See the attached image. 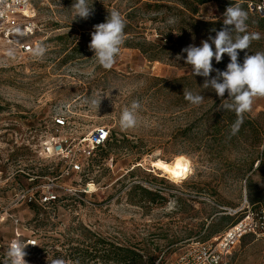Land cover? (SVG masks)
I'll return each instance as SVG.
<instances>
[{
    "label": "rangeland",
    "instance_id": "obj_1",
    "mask_svg": "<svg viewBox=\"0 0 264 264\" xmlns=\"http://www.w3.org/2000/svg\"><path fill=\"white\" fill-rule=\"evenodd\" d=\"M30 1L37 24L31 40L37 42L35 48L43 45L44 54L20 55L11 39L0 38V238L20 233L36 239L34 248L25 249L27 264L55 259L123 264L114 260L115 247L135 248L143 256L141 264H171L184 246L212 238L242 217L243 212L234 210L247 201L264 209V168L256 162L249 170V143L227 148L213 144L208 120L215 100L204 98L193 105L182 99L189 90L185 82H174L192 74L182 49L201 46L208 39L205 33L186 23L184 37L162 60L121 46L112 68L105 69L88 47L93 26L105 22L112 10H128L136 0H88L93 13L87 20L75 19L73 0ZM224 13L211 0L192 17L224 20ZM137 16L140 39H155L180 20L174 10L165 9ZM74 41L82 44L75 53ZM202 85L193 91L206 95ZM133 102L140 105L134 110L136 125L125 129L120 117ZM247 113L264 132V97L255 98ZM59 115L68 120L59 134L73 145L98 127L111 131L113 144L82 157L80 173L68 174L67 163L45 150L58 134L54 118ZM178 155L190 160L191 170L175 180L157 162L170 164ZM54 182L64 187L59 200L19 202L12 208L19 185L48 190ZM136 184L161 191L164 198L145 197L132 190ZM8 208L20 219L18 225L5 213ZM230 263L264 264V232L241 238Z\"/></svg>",
    "mask_w": 264,
    "mask_h": 264
},
{
    "label": "clouds",
    "instance_id": "obj_2",
    "mask_svg": "<svg viewBox=\"0 0 264 264\" xmlns=\"http://www.w3.org/2000/svg\"><path fill=\"white\" fill-rule=\"evenodd\" d=\"M75 19L87 20L93 13L88 0H73L71 6ZM247 12L239 4H231L224 13V27L215 31V36H209L201 42V46L190 44L182 49L186 53L185 63L192 68L193 76L204 77L202 87L213 90L220 98L221 104L217 111H233L237 119L232 125V134L239 131L243 123L244 114L250 112L257 97H264V52L254 55L245 53L243 63L238 62V50H247L252 40L259 39V34H247ZM125 22L121 14L110 11L106 21L93 26L89 49L94 53L100 66L110 69L118 57L124 43ZM237 33L234 37L233 33ZM244 33L243 35H239ZM211 43H210V42ZM215 46V51L212 46ZM45 52L43 45H38L33 54L42 56ZM230 57L226 70L213 68V58L220 63L223 55ZM179 58V57H178ZM215 71L216 75L211 76ZM227 92V99H224ZM184 98L193 105H200L204 96L184 90ZM96 104V101H92ZM138 102H133L131 109H125L120 117L121 126L125 129L135 127L136 116L134 110L139 108ZM28 244L20 240H12L7 249L8 264H27L25 248ZM51 264H66L63 259H55Z\"/></svg>",
    "mask_w": 264,
    "mask_h": 264
},
{
    "label": "built area",
    "instance_id": "obj_3",
    "mask_svg": "<svg viewBox=\"0 0 264 264\" xmlns=\"http://www.w3.org/2000/svg\"><path fill=\"white\" fill-rule=\"evenodd\" d=\"M236 3H245L251 12L264 17V0H230ZM37 31V24L30 0H0V38L11 39L19 49L20 55H27L34 52L36 41H32L33 35ZM55 132L45 150L52 156L67 163L66 172L80 173L83 170V158L95 156L99 148L104 147L111 138V131L106 126L96 128L89 136L79 140L73 145L72 140L67 135H60L62 128L68 125L65 116L59 115L54 118ZM37 176H31L30 180H36ZM19 185V183H17ZM15 188L13 187L12 190ZM64 189L62 185L54 182L46 190L42 185L21 186L15 192L12 200V208L19 202L48 204L59 200V191ZM243 212L235 222L228 225L218 235L207 240L195 241L184 246L171 264H231L230 255L237 243L246 234L264 232V209H256L248 201L239 209ZM5 213L11 217L18 225L20 219L9 213V208ZM20 240L28 244L26 248H34L37 240L28 237L22 238L20 233L15 237L5 240L0 238V264H8L7 249L12 240ZM25 248V249H26ZM26 252V250H25ZM26 260V256H25Z\"/></svg>",
    "mask_w": 264,
    "mask_h": 264
},
{
    "label": "trees",
    "instance_id": "obj_4",
    "mask_svg": "<svg viewBox=\"0 0 264 264\" xmlns=\"http://www.w3.org/2000/svg\"><path fill=\"white\" fill-rule=\"evenodd\" d=\"M211 0H173L172 3L167 2H148L143 0H136V3L131 6L128 10L124 12H119L124 19L125 28H124V47L138 48L149 60H162L166 55H168L173 49L177 47L181 39L185 34L186 23L193 24L198 32H203L208 37L215 36L216 31L221 30L224 27L223 20H211V21H202L197 20L192 17L195 14L199 13L201 5L209 2ZM219 2L221 8L226 11V8L231 4H239L248 15L246 21L247 34L257 33L259 34V39L252 40L249 48L250 51L238 50V62L243 63L245 53L249 55H254L257 52L264 51V17H261L257 13L251 12L248 6L245 3H236L230 0H216ZM165 9L170 12L174 10L176 16H180V20L177 24L170 25L168 30L161 31L160 36L155 39H148V37H143L142 39L138 38L140 35L138 30L140 27V20L138 19V12L146 11H161ZM154 17L152 19H157ZM175 33H178V36L175 37ZM87 33H83L82 36L85 38ZM237 33H233L235 37ZM239 35H242L240 33ZM58 39L64 38V36L57 37ZM82 48L81 42H72L71 50L73 53L80 51ZM230 62V57L227 54L223 55V58L220 63H216L213 58V68L219 69L221 71L226 70L227 64ZM216 72L213 71L211 76H215ZM204 77L189 76L179 77L174 79V82L184 81L185 85L188 87V91H192L196 94V91L193 90L199 89L200 86L204 83ZM200 85V86H197ZM201 89H204L201 87ZM204 92H207L206 95L202 94L204 98L208 100H215V104L210 109L209 117V128H210V139L216 146H221L222 148L237 146L242 143H249L251 151L248 153V162L249 170H251L255 163L258 162V167L264 168V132L262 131L259 124L255 121L249 113H245L243 117V123L239 127V131L233 135L232 134V125L235 123L237 116L233 111H217V108L221 104V98L211 89H204ZM182 93V92H180ZM182 99L184 100V94L182 93ZM224 99H227V92L225 93ZM186 100V99H185ZM110 140L107 141L104 147L99 148V151H103L105 147L111 146L113 142ZM117 140V139H116ZM254 150V151H253ZM133 191L139 190L143 196L148 197L150 195H155L160 199L164 198L161 195V191H151L146 187H142L139 184H136L132 187ZM38 206V204H35ZM116 253L114 260L118 263L123 264H141L143 262L142 254L133 247H115Z\"/></svg>",
    "mask_w": 264,
    "mask_h": 264
},
{
    "label": "bare ground",
    "instance_id": "obj_5",
    "mask_svg": "<svg viewBox=\"0 0 264 264\" xmlns=\"http://www.w3.org/2000/svg\"><path fill=\"white\" fill-rule=\"evenodd\" d=\"M157 165L162 168L169 177L175 180L186 177L191 170L190 160L184 155L176 156L174 161L170 164L157 162Z\"/></svg>",
    "mask_w": 264,
    "mask_h": 264
},
{
    "label": "snow or ice",
    "instance_id": "obj_6",
    "mask_svg": "<svg viewBox=\"0 0 264 264\" xmlns=\"http://www.w3.org/2000/svg\"><path fill=\"white\" fill-rule=\"evenodd\" d=\"M178 167H179V165H178Z\"/></svg>",
    "mask_w": 264,
    "mask_h": 264
}]
</instances>
